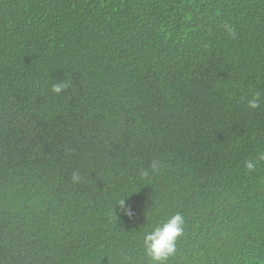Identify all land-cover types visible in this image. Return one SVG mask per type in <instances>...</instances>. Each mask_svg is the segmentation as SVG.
<instances>
[{"label":"trees","instance_id":"1","mask_svg":"<svg viewBox=\"0 0 264 264\" xmlns=\"http://www.w3.org/2000/svg\"><path fill=\"white\" fill-rule=\"evenodd\" d=\"M261 155L264 0H0V264H264Z\"/></svg>","mask_w":264,"mask_h":264},{"label":"clouds","instance_id":"2","mask_svg":"<svg viewBox=\"0 0 264 264\" xmlns=\"http://www.w3.org/2000/svg\"><path fill=\"white\" fill-rule=\"evenodd\" d=\"M227 27V26H226ZM231 31V29H229ZM69 87L67 82L54 83L51 91L57 95L61 94ZM259 96L257 95L252 101H249V107L255 109L259 105L257 103ZM259 159L264 160V155ZM245 168L251 172L256 167L255 163L251 160L244 162ZM156 165L153 164L155 170ZM147 175V173H144ZM128 215H131L129 209ZM184 219L181 214L177 213L169 217L166 221L156 226L152 231L148 232L143 239L144 249L146 255L152 261V264H167L170 257L176 254V244L178 239L183 234Z\"/></svg>","mask_w":264,"mask_h":264}]
</instances>
